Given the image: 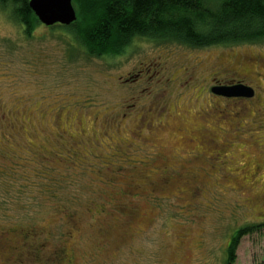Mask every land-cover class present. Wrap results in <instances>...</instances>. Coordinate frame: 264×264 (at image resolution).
<instances>
[{"label": "rangeland", "instance_id": "374dc122", "mask_svg": "<svg viewBox=\"0 0 264 264\" xmlns=\"http://www.w3.org/2000/svg\"><path fill=\"white\" fill-rule=\"evenodd\" d=\"M9 13L0 5V264H53L61 247L59 264H224L233 231L264 223V38H134L94 57ZM220 69L255 96L212 95ZM232 264H264V226Z\"/></svg>", "mask_w": 264, "mask_h": 264}, {"label": "trees", "instance_id": "16d2710c", "mask_svg": "<svg viewBox=\"0 0 264 264\" xmlns=\"http://www.w3.org/2000/svg\"><path fill=\"white\" fill-rule=\"evenodd\" d=\"M76 20L65 29L70 45L88 56L121 53L132 39L171 40L190 46L256 42L264 38V0H72ZM18 25L36 21L27 0H0ZM29 30V29H28ZM72 43V44H71ZM263 224L230 235L224 264H232L239 240Z\"/></svg>", "mask_w": 264, "mask_h": 264}, {"label": "water", "instance_id": "95a60500", "mask_svg": "<svg viewBox=\"0 0 264 264\" xmlns=\"http://www.w3.org/2000/svg\"><path fill=\"white\" fill-rule=\"evenodd\" d=\"M27 3L35 18L45 26L69 25L76 20L72 0H27ZM217 93L227 97L251 96L253 91L244 85H233L221 87Z\"/></svg>", "mask_w": 264, "mask_h": 264}, {"label": "flooded vegetation", "instance_id": "af4514ba", "mask_svg": "<svg viewBox=\"0 0 264 264\" xmlns=\"http://www.w3.org/2000/svg\"><path fill=\"white\" fill-rule=\"evenodd\" d=\"M255 59L258 60L257 57L250 58V60H255ZM220 70L217 73H220ZM221 71L224 72L225 74H227L229 77L227 79H218L215 76H213V77L210 78L211 83L209 85H210V92H211L212 95H214L215 97H218V98H223V99H228V100H243V101L244 100H248V99H252L255 96V89H254V87L251 86V85H249V84H247L244 80H242L243 79L242 78V75L240 73H238L237 70L222 69ZM233 85H244L246 87H249V88L252 89L253 94L251 96H233V97H227L225 95H222V94L217 93V91H218L219 88H221V87H227V86H233ZM215 159H217L216 156H215ZM0 236H1V234H0ZM20 248H21V246L19 245V249ZM62 249L64 251L65 248L64 247H61L59 249V251L57 249H55V255L56 254L58 255V252H61L62 253ZM57 255H56L55 259H53V261H54L53 264H59V260L57 259ZM58 258H60V257H58ZM6 261H8V260H6ZM15 262H16V260H15Z\"/></svg>", "mask_w": 264, "mask_h": 264}]
</instances>
